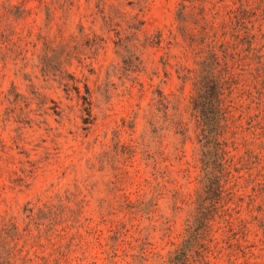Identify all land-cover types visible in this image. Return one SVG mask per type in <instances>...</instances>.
<instances>
[{"label":"rangeland","instance_id":"1","mask_svg":"<svg viewBox=\"0 0 264 264\" xmlns=\"http://www.w3.org/2000/svg\"><path fill=\"white\" fill-rule=\"evenodd\" d=\"M248 32L264 53V0H0L11 264H264V59H241ZM209 52L230 74L203 121Z\"/></svg>","mask_w":264,"mask_h":264},{"label":"trees","instance_id":"2","mask_svg":"<svg viewBox=\"0 0 264 264\" xmlns=\"http://www.w3.org/2000/svg\"><path fill=\"white\" fill-rule=\"evenodd\" d=\"M248 17V12L246 10H242L239 13L233 15L231 20L232 23H239L244 24L245 18ZM254 35H251L249 32L246 34L245 37L240 38V42L245 46L244 49L245 56H242L241 59H264V53H262L261 49H256L253 47V39ZM238 48V47H237ZM225 50V49H224ZM237 53L232 54L231 58L237 59ZM230 58L229 53L225 50L223 59ZM208 59L204 62V68L207 75L198 83L199 88V98L197 100L198 108H202V110L198 109L199 117L203 121H207V115L205 114L204 106H207L209 100V86H213V89L216 92V95L222 94L221 87H224L227 74H230L227 67H224L222 71L218 75L215 73L217 72L216 66L220 68V57L217 53L209 52L208 56L205 57ZM228 64V63H226ZM216 69V71H215ZM215 72V73H214ZM53 208L51 206L46 205L44 208L40 209L38 212H35L34 208H26V217L33 222H37L38 219H42L41 217H49L53 215ZM22 234L18 228V226L14 222H0V245H1V253H0V264H11L12 260L18 257L17 254V247L18 241L21 239ZM12 243L15 244L12 246ZM5 256L2 260V257ZM21 259V258H20ZM23 264H29L31 259L23 258L21 259Z\"/></svg>","mask_w":264,"mask_h":264}]
</instances>
